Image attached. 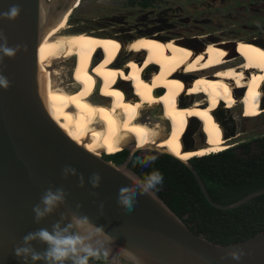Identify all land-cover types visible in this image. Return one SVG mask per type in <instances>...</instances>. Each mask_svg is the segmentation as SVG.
Segmentation results:
<instances>
[{
  "label": "bare ground",
  "instance_id": "bare-ground-1",
  "mask_svg": "<svg viewBox=\"0 0 264 264\" xmlns=\"http://www.w3.org/2000/svg\"><path fill=\"white\" fill-rule=\"evenodd\" d=\"M72 7L42 29L37 64L47 114L86 151L115 154L133 144L187 163L225 151L236 138L226 137L220 120L227 109L244 107L251 118L264 113V45L259 42L198 43L200 36L190 42L162 32H72ZM71 57L73 79L59 81L51 67ZM197 123L208 141L189 149L184 139Z\"/></svg>",
  "mask_w": 264,
  "mask_h": 264
},
{
  "label": "water",
  "instance_id": "water-1",
  "mask_svg": "<svg viewBox=\"0 0 264 264\" xmlns=\"http://www.w3.org/2000/svg\"><path fill=\"white\" fill-rule=\"evenodd\" d=\"M59 0H0V14L18 4L15 20L0 17V264H26L15 255L30 232L53 224L87 218L81 228H101L112 238L105 263L90 264H264V230L232 244L219 245L191 232L157 195H138L131 211L118 203L120 188L130 186L126 173L131 158L120 166L106 162L72 142L47 114L44 77L37 64L41 31L52 23ZM19 46V47H18ZM201 192L215 208L237 207L264 190L221 207L212 202L195 169L188 163ZM75 170L65 173V170ZM100 177L93 187V177ZM62 189L65 201L37 222L34 207L48 190ZM63 217V219H62ZM37 251L45 245L33 242ZM242 252L240 259L231 253ZM27 264H32L29 260ZM42 264V262H37Z\"/></svg>",
  "mask_w": 264,
  "mask_h": 264
},
{
  "label": "rangeland",
  "instance_id": "rangeland-1",
  "mask_svg": "<svg viewBox=\"0 0 264 264\" xmlns=\"http://www.w3.org/2000/svg\"><path fill=\"white\" fill-rule=\"evenodd\" d=\"M72 4L73 14L68 19L72 32L105 31L123 35L162 32L167 37L190 42L198 41L196 37L200 36L198 43L243 40L264 45V0H59L55 17L47 28ZM124 54L119 56V61ZM74 58L51 67L59 81L73 79L70 71L74 69ZM229 68L226 66L222 71ZM220 120L226 137H236L228 143L227 149L234 143L264 135V113L251 118L244 107L229 108ZM207 139L202 123L191 124L184 143L195 148L206 145ZM136 150L142 151L146 158L164 153L156 149ZM108 154L101 152L99 156Z\"/></svg>",
  "mask_w": 264,
  "mask_h": 264
},
{
  "label": "trees",
  "instance_id": "trees-1",
  "mask_svg": "<svg viewBox=\"0 0 264 264\" xmlns=\"http://www.w3.org/2000/svg\"><path fill=\"white\" fill-rule=\"evenodd\" d=\"M147 4L146 2L145 5ZM127 157L128 152L123 149L102 158L120 166ZM142 159L144 158L138 155L130 158L128 169L141 178L154 169L159 170L163 175V182L155 194L195 235L227 246L264 230V193L237 207L218 209L206 200L186 164L164 154L143 167L139 163ZM189 164L201 178L209 198L218 206H231L264 190V154L247 159L226 149L217 154L193 158ZM96 262L105 263V259Z\"/></svg>",
  "mask_w": 264,
  "mask_h": 264
},
{
  "label": "clouds",
  "instance_id": "clouds-1",
  "mask_svg": "<svg viewBox=\"0 0 264 264\" xmlns=\"http://www.w3.org/2000/svg\"><path fill=\"white\" fill-rule=\"evenodd\" d=\"M20 14L18 4L12 5L0 17L9 20H15ZM19 47V46H18ZM18 49L0 47V52L8 56H13ZM8 81L0 75V86L7 87ZM154 157H147L139 161L141 166L147 167L154 161ZM75 170H65V173ZM131 184L120 188L118 193V203L127 211H131L136 202L138 195H155L158 186L163 182L162 173L154 169L150 173L145 174L142 178L132 173H126ZM100 177L94 175L93 187H98ZM65 201V193L62 189L55 191L48 190L41 198L40 205L34 207L33 211L37 222L51 214L59 205ZM63 219V217H62ZM87 218L73 217L68 224L57 222L53 224L51 231L41 228L38 231L30 232L23 238L22 246L17 247L15 255L23 257L32 264L42 262V264H90V261H98L106 259L109 255L112 238L103 232L101 228L82 229L81 225L87 223ZM39 241L45 245L43 252L37 251L33 247V242ZM242 252L231 253L232 259L239 260Z\"/></svg>",
  "mask_w": 264,
  "mask_h": 264
},
{
  "label": "flooded vegetation",
  "instance_id": "flooded-vegetation-1",
  "mask_svg": "<svg viewBox=\"0 0 264 264\" xmlns=\"http://www.w3.org/2000/svg\"><path fill=\"white\" fill-rule=\"evenodd\" d=\"M184 145L187 148H189V149L192 148V147H188L187 144H185V143H184ZM201 146H202V144H200L199 147H201ZM129 147H130L131 151H133L132 152V155H131V158L133 156H135V155H138L139 157H142L144 159L146 158L143 155V152L142 151H137L135 148H133L134 147L133 144H129L124 149L127 150ZM230 149L232 150L233 153H236L237 155H239L240 157H243V158H247V159L248 158H258V157H260L261 155L264 154V135H262V136H260L258 138H255V139H251L248 142H243L241 144L234 143L231 146ZM127 152H128V154H130V151L129 150H127ZM164 154L165 153H162L161 155H164ZM156 157H158V156H156ZM110 163L113 164V165H115L113 161H110ZM129 170L131 171V169H129Z\"/></svg>",
  "mask_w": 264,
  "mask_h": 264
}]
</instances>
